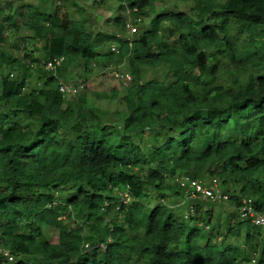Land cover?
<instances>
[{
	"label": "trees",
	"instance_id": "obj_1",
	"mask_svg": "<svg viewBox=\"0 0 264 264\" xmlns=\"http://www.w3.org/2000/svg\"><path fill=\"white\" fill-rule=\"evenodd\" d=\"M39 1L51 12L24 0L0 2V43L5 30L16 29L12 16L30 34L26 39L42 43L40 60L23 47L24 64L0 51V70L21 71L15 81L0 71V244L13 264L248 263L229 243L233 238L248 247L256 238L255 264H264L260 230L235 213L252 196L253 208L264 209V182L256 178L264 173V0H174L191 6L157 14L155 0H124L117 11L138 24L148 21L127 38L92 36L83 19L69 14L78 9L73 0ZM106 22L126 32L122 16ZM231 30L246 40L233 43ZM106 42L116 54L102 53ZM217 54L232 67L225 86L211 60ZM98 56L123 63L130 77L121 96L111 95L121 105L112 113L90 107L85 92L66 100L57 91L69 67L82 64L88 71ZM57 61L54 70L43 69ZM33 64L37 83L25 93ZM158 67L170 81L142 80L145 68ZM20 115L26 117L21 123ZM146 132L155 137L143 154L135 141ZM174 179L205 186L216 180L220 191L230 183L222 232L210 223L212 208L199 211L195 204L188 216L173 214L166 198L183 194ZM67 185L76 189L60 198ZM125 191L130 201L123 204Z\"/></svg>",
	"mask_w": 264,
	"mask_h": 264
},
{
	"label": "rangeland",
	"instance_id": "obj_2",
	"mask_svg": "<svg viewBox=\"0 0 264 264\" xmlns=\"http://www.w3.org/2000/svg\"><path fill=\"white\" fill-rule=\"evenodd\" d=\"M6 1L8 0H0L1 4L5 3ZM73 1L77 4L78 9L69 8L70 9L69 14H74L73 17L75 19H83L86 25L85 26L86 29L91 33L92 36L96 34H102V35L116 34L119 37H122V35H124V37L126 38L128 37L127 32L124 33L118 32V30H116L115 27H113L111 24L106 22V20L110 18V16L112 17V15L122 16L125 22L129 21L128 13L126 11L121 12L115 9V7L118 4L124 3V0H73ZM23 4H29L35 6L41 12H48V13L51 12V8L45 6L39 0H24ZM18 5L19 4L17 3H13L12 7H16ZM190 6H191L190 1L181 4L174 0H155V7L157 8L154 14L160 12H176L177 10L180 9L183 11H187L190 8ZM0 7H2V5ZM9 22H15L16 29L9 28L10 25H6V24L4 25L5 28L8 27L9 29L5 30L3 34L2 37L3 42L0 43V51L14 58L20 59L23 62L22 64H24V62L26 61L22 59V55L24 52L23 47H24L25 50H30L32 58L40 60L41 59L40 47L42 43L38 41H32L26 39V36H29L30 34L24 30V28L21 25V22L17 20L16 16H12ZM9 22L8 24H10ZM147 28H148V21L146 19L142 20L141 24L136 25L137 34L139 35L143 30ZM229 37L233 43H234L233 40H236L238 42V45L239 42L242 41L244 42L246 40L245 35L237 34L234 30H231L229 32ZM237 42L235 43L237 44ZM10 46L17 47V50L10 48ZM108 46L109 45L107 42L103 44L102 48L100 49L102 53L108 51ZM213 51L214 48H210L207 50V53L208 54L213 53ZM211 60H213V62L217 64L216 76L218 77L220 83L223 86H225V84L229 81V75L226 73V71H231L232 67L223 57L220 56V54L214 55L211 58ZM124 66L125 65L123 63L117 62L115 58L105 59L98 56V58L93 63L89 64L88 71H84L82 64H74L73 66L68 68L67 75L65 76V78H59L60 79L59 81L67 85L76 86L78 88L77 92H85L87 99L90 101L91 104V105L89 104L90 107H96L98 108L99 111L105 110L107 112L112 113L114 112L115 109L120 110L121 105L119 103L118 96L122 95L123 93L122 91L126 86H124L121 81L116 80L114 78L115 74L111 71L116 70V72L118 73L117 70H119L124 72L125 71ZM33 67L34 64L31 66L30 69H28V76L25 80L24 87L22 89V91L25 93L34 89V85H36L37 83L35 80V76L33 74ZM0 71H1V75L3 76L7 75L8 80L11 81L17 80V78L21 75L20 70L9 67H6ZM149 79H155L157 81H162L164 83H167L168 81H170V76L169 73L162 67H158L155 69L145 68L144 77L142 80L145 81ZM79 87H81V89H79ZM114 93L117 94L118 96L112 97L111 95ZM103 95L106 98L102 97ZM72 97L73 96L69 95V93L64 94V98L66 100H69ZM20 116L21 117L18 118L17 121L21 123L22 121H25L26 117L25 115H20ZM171 135L175 136L173 134ZM63 136H65V134L61 133L60 135L57 136L56 139L59 141V139L62 138ZM165 136L167 137L168 135L165 134ZM68 137L70 138L69 135ZM153 137H155L153 132H148V133L146 132L140 137V139H136L135 144H137V146L141 148L143 154H146L149 151L150 147L148 146H151L153 144V140H154ZM161 138L157 137L159 142L160 140H163V138L162 139ZM256 178L259 181L264 182V173H260L259 175L257 174ZM170 187L171 188L173 187L172 189L176 190L172 182L170 183ZM75 189H76L75 187L72 188L70 185H67L58 191V195L60 198L64 197L66 194L72 193ZM226 190H228V192L232 191V187H230V183L226 184L221 188V191L223 193L226 192ZM181 196L182 199L180 195L169 196L168 198H166L167 200L165 201V204L167 207L170 208V210L173 212L174 215H176L179 218H181L182 216L183 217L186 216L187 214H189L188 210H190L191 205H195V204L200 205V207L197 206L198 207L197 209L199 211L205 210L207 208H212L213 215L210 223L215 226L219 224V229H217L218 232H222L224 230L223 226L227 222L226 221L227 215L230 214V209L227 203H220V204H213L211 202L200 203L201 201L198 203L194 199L187 198L188 206L186 208V204L183 203L184 194H181ZM244 200L249 201L251 203L255 200V197L252 196L251 198H245ZM235 213L238 219L241 220L238 216L237 211ZM109 217L112 218V215H110ZM104 220L106 221L107 218ZM236 220L237 219L235 215H233L232 222H236ZM77 222L79 223V225L82 224L80 219H78ZM42 233L45 238L49 237V234L44 229L42 230ZM203 233H206V231ZM212 234L213 236H215L214 232ZM93 238L95 239L98 238V235H93ZM228 241L229 243L236 244L237 247L241 248L240 250L249 260L248 263H238V264H255L257 247L259 245L258 240L256 238L252 239L249 247L242 245L243 243L241 242L240 238L239 239L233 238V239H229ZM101 247H102L101 248L102 251L104 249V246L101 245ZM141 259L143 258H139L133 264H140ZM25 262L26 264H29L30 260H25Z\"/></svg>",
	"mask_w": 264,
	"mask_h": 264
},
{
	"label": "built area",
	"instance_id": "obj_3",
	"mask_svg": "<svg viewBox=\"0 0 264 264\" xmlns=\"http://www.w3.org/2000/svg\"><path fill=\"white\" fill-rule=\"evenodd\" d=\"M133 22L136 24L134 25ZM140 22L139 19H135L134 21L129 20L125 22L124 29L128 33V35H135L137 34L136 25ZM108 51L111 53H117V49L115 46H108ZM61 60V59H60ZM59 60V61H60ZM57 61L54 64L47 62L43 69L45 71H52L54 70L55 66H57L60 62ZM114 78L122 82L124 86H127L130 77L125 72H116V70H112ZM76 86L67 85L63 82H57V91L64 97L65 93H69V95L73 96L78 91ZM81 89V87H79ZM184 181H178L174 179L175 185L178 186L180 190L183 191L184 198H191L194 200L202 201V202H211L215 204L226 203L227 196L222 193L217 188V182L215 180H211L207 183V185H202L197 181H188L187 179H183ZM120 200L123 204H126L130 201V197H128L127 192L125 191L123 194L120 195ZM192 212V208L190 207L189 213ZM237 212L240 219H247L248 223L259 229L264 238V211L256 212L249 201H245L244 199L240 201V205L237 208ZM98 248H102L101 245H98ZM84 253L89 251V248L83 246ZM0 259L3 262L2 264H13L14 257L9 254V251L5 249L0 244Z\"/></svg>",
	"mask_w": 264,
	"mask_h": 264
},
{
	"label": "clouds",
	"instance_id": "obj_4",
	"mask_svg": "<svg viewBox=\"0 0 264 264\" xmlns=\"http://www.w3.org/2000/svg\"><path fill=\"white\" fill-rule=\"evenodd\" d=\"M188 180V179H187ZM190 181H197V182H199V180H190ZM216 181V180H215ZM209 182V181H208ZM173 183H174V181H173ZM200 184H201V182H199ZM226 195V194H225ZM185 200H187V199H185L184 198V201ZM196 201H198V200H196ZM227 201H228V197H227ZM202 202V201H201ZM227 203V202H226ZM187 206L188 205H186V208H187ZM251 206H252V208H253V205L251 204ZM191 208H192V206H191ZM238 208V207H237ZM237 208H236V211H237ZM254 209V208H253ZM255 210V209H254ZM189 211V210H188ZM256 212H260V211H264V209H262V210H255ZM192 212H193V208H192ZM191 212V213H192ZM191 213H189V214H191ZM238 213V212H237ZM186 216H188V214L186 215ZM239 216V215H238ZM185 217V216H184ZM261 239L264 241V238H262V235H261Z\"/></svg>",
	"mask_w": 264,
	"mask_h": 264
}]
</instances>
